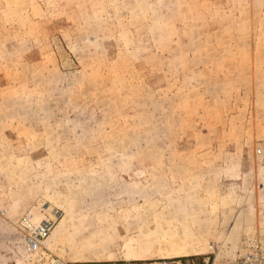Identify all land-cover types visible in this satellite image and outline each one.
I'll return each instance as SVG.
<instances>
[{
    "label": "rangeland",
    "instance_id": "rangeland-1",
    "mask_svg": "<svg viewBox=\"0 0 264 264\" xmlns=\"http://www.w3.org/2000/svg\"><path fill=\"white\" fill-rule=\"evenodd\" d=\"M57 213L76 264L264 236V0H0V264Z\"/></svg>",
    "mask_w": 264,
    "mask_h": 264
},
{
    "label": "built area",
    "instance_id": "built-area-1",
    "mask_svg": "<svg viewBox=\"0 0 264 264\" xmlns=\"http://www.w3.org/2000/svg\"><path fill=\"white\" fill-rule=\"evenodd\" d=\"M60 214L53 218H46L38 225H32L26 220L22 232V251L24 262L17 259L8 261L5 264H76L65 260L53 253L47 246L50 235L55 227ZM111 264H131L114 262ZM143 264H183L175 259H161L149 261ZM191 264V263H188ZM229 264H264V236H253L246 240L242 246L238 259Z\"/></svg>",
    "mask_w": 264,
    "mask_h": 264
}]
</instances>
